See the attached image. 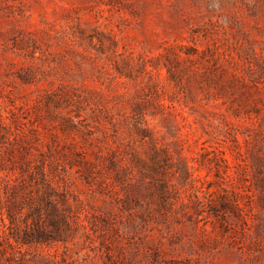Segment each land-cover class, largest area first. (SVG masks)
I'll return each instance as SVG.
<instances>
[{
    "label": "rangeland",
    "instance_id": "374dc122",
    "mask_svg": "<svg viewBox=\"0 0 264 264\" xmlns=\"http://www.w3.org/2000/svg\"><path fill=\"white\" fill-rule=\"evenodd\" d=\"M0 264H264V0H0Z\"/></svg>",
    "mask_w": 264,
    "mask_h": 264
},
{
    "label": "trees",
    "instance_id": "16d2710c",
    "mask_svg": "<svg viewBox=\"0 0 264 264\" xmlns=\"http://www.w3.org/2000/svg\"><path fill=\"white\" fill-rule=\"evenodd\" d=\"M45 202L51 204L50 201H48V199L46 198H45ZM29 215H31L30 217H34V216H36L37 218L40 217L39 210H37L36 206L32 207V210L30 211ZM8 216L11 217L9 212H8ZM51 222L54 223L53 220H51ZM33 223L34 225L31 227V229H25L20 236L17 234H14L13 236L12 234V236L15 237V240L21 243H32V242L45 241L48 239V237H50L49 235L51 234L48 232L46 227L45 228L43 227V225L41 224V222H39V220H33ZM51 225L53 227H56V224H51Z\"/></svg>",
    "mask_w": 264,
    "mask_h": 264
}]
</instances>
